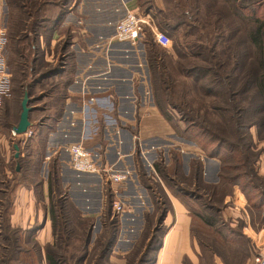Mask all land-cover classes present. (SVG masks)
<instances>
[{
	"label": "crops",
	"instance_id": "crops-1",
	"mask_svg": "<svg viewBox=\"0 0 264 264\" xmlns=\"http://www.w3.org/2000/svg\"><path fill=\"white\" fill-rule=\"evenodd\" d=\"M68 5L50 40L52 44L57 43L64 37V31L72 29V32L77 29L82 38L74 40L71 46L76 50L79 64H64L56 74L65 82L63 80V84L49 94L51 100L62 96L60 113L44 118L39 103L34 101L30 112L31 135L14 137L12 130L9 136L0 133V177L18 184L13 192L11 225L24 230L37 228L35 237L42 246L55 242L51 201L56 195L50 193L48 179L51 159H54L52 168L59 175L53 185L65 190L64 198L69 199L84 218L98 219L99 215H106L107 190L113 185L103 176L77 172L71 167L68 148L82 142L103 164L129 172L125 182L114 185L117 195L111 190L126 206L120 219L147 214L151 206L160 203L163 195L169 199L170 209L163 222L166 229L155 264H207L208 254L202 248L200 235L217 240L224 248L230 244L193 211V200L175 193L155 168L160 159L167 165L169 145L173 143L169 137H176L178 133L176 125L168 120L178 116L168 108L165 112L161 110L162 91L158 89L161 64L166 58L161 51L170 54L171 47L111 41L117 23L128 11L145 12L158 23L162 0H71ZM1 6L8 10L6 0H0ZM56 9L59 10L58 5ZM164 32L170 36L169 30ZM63 87H66L65 92ZM50 119L51 125L48 124ZM16 138L21 140L19 157H15ZM183 152L186 154L185 150ZM14 158H21V162ZM205 169L207 172V166ZM242 208L241 214L249 220L243 232L229 233L236 239L231 246H240L248 253V258L244 255L240 264H254L253 236L249 231L256 232L260 227L252 224L250 213L246 207ZM224 248L222 251L226 254ZM231 262L235 264L232 259ZM42 264H46L45 260ZM209 264L227 263L214 251Z\"/></svg>",
	"mask_w": 264,
	"mask_h": 264
},
{
	"label": "trees",
	"instance_id": "trees-1",
	"mask_svg": "<svg viewBox=\"0 0 264 264\" xmlns=\"http://www.w3.org/2000/svg\"><path fill=\"white\" fill-rule=\"evenodd\" d=\"M69 1L71 0H6L7 7L16 11H12L13 15H18L16 19H20L23 14L26 16V27L22 30L14 29L10 36L14 52L20 53L19 44L27 40H29L30 48H36V43L33 44V42L39 33L43 35L44 32L51 38V33L57 27L62 15L67 12ZM162 2L164 7L160 8L162 14L157 25L163 31L182 29V39H175L172 42L170 54L162 51L166 55V59L164 64H161V86L158 89L164 94L170 91L171 97L175 86L185 88L186 96L191 92L193 86L186 81L182 82L178 77L172 78V73L178 76L182 73L188 75L191 72H197L200 78L208 80V83L204 84L198 82V78H196L194 82L196 98L170 99L167 100V103L180 112L182 121L186 122V127L183 129L184 133L197 140L203 150H201L202 152L208 157H222L223 162L220 161L218 181L237 183L247 179L246 182H242L244 190L240 187L239 189L244 198L247 195L246 190L249 193L248 210L252 224L255 227L264 226V220L258 218V216L264 215V187H261V184L256 181L259 174L255 168L256 156L253 153L255 140L251 131L253 126L264 131V0H162ZM57 5L59 10L56 9ZM43 22L46 24H42ZM37 29H43V32H38ZM196 38L199 40L198 45L193 42V39ZM142 43L158 45L149 29H146ZM69 44L67 42L68 46ZM189 53L192 56H201L209 64L198 65L193 63ZM171 54L178 58L174 64H172L174 58L169 57ZM224 58L228 59L225 60ZM9 68L12 72V87L18 97L19 104L22 102L26 91L29 94L31 100L29 105L31 106L34 101L43 99V94L46 91L50 94L55 87L50 86L48 89L41 90V93L35 92V86L40 85L54 74L53 69H49V71H47L48 69L39 70L37 64H26V66L9 64ZM27 79L28 83L26 84ZM219 86L220 90L214 88ZM61 97L60 95L50 99L49 102V106L54 112L57 111L56 115L60 113L63 105L60 102ZM200 97L202 100L197 101ZM20 107L22 111V106L20 105ZM160 108L165 112L166 105L163 101L160 103ZM0 114V120L5 118L14 120L16 118L17 122L15 121L14 125L18 124L20 120V114L19 116L12 115L9 109L5 110L4 114ZM229 125H232L231 133L227 131ZM241 131L244 132L239 134ZM231 134L238 140H232ZM208 138L211 142H216V146L211 150H207L205 145ZM15 143L20 146V138H16ZM235 153L236 155H234ZM197 158L193 157L190 161L192 162L190 170L192 173L187 178L186 183L183 184L179 181L177 184L180 192L193 197L195 196L194 191L185 186L186 184L197 185L206 191V195L209 194V187H218V185L214 186L213 183L205 180L203 160H197ZM14 159L21 162V158ZM178 161L181 169L180 157ZM0 163H2L1 160ZM155 165L160 177L171 187L175 178L168 172L167 165L163 163L162 159L158 160ZM48 179L50 181V193L55 192L56 195L54 201L53 199L51 201L52 226L56 240L53 244H46L45 246H41L38 242L36 246L39 252V264H42L43 260L46 264H71V259L75 260L73 264H82L89 256L87 252L92 243V254L95 255V258L90 257L88 264H99L96 257L106 256L116 242L118 235V230L113 229L119 223V216L112 213L114 195L110 189L107 190L108 211L105 215V225L103 232L97 234L93 240L94 226L88 225L92 219L84 218L70 200L64 198L63 189H60L58 185H53V181L59 179L54 167L50 168ZM6 181L9 184L13 182L15 186L18 185L16 181L0 177V191H6L7 188L5 189L4 186L7 184ZM12 201L13 199L10 200L6 210L8 218L7 226L4 229L9 233L3 235L2 247L5 256L1 261L3 264H11L14 261L16 264H29L28 259L25 260L19 256L28 253L29 249L25 245L35 237L37 228L24 230L11 225ZM168 202V207H170V201ZM203 209H211L218 213V210L207 206H203ZM201 218L206 224L213 226L220 232L230 244L229 247L224 248L217 240L200 235L201 245L208 254L209 263L212 262L214 251L218 252L227 264H232L231 259L236 262V259L242 255L243 257L246 255L248 258V253H245L244 248L231 246L234 243L233 240L236 239L228 234L226 226H216L220 221L218 215L210 217L202 213ZM160 221L161 219L158 223L161 225L162 222ZM160 225L154 227V233L160 230ZM0 235L2 236L1 232ZM162 236L156 246H154L155 235L151 238L149 249L155 252L154 264L157 251L162 245ZM223 248L226 250V254L222 251ZM229 249L230 252L227 251Z\"/></svg>",
	"mask_w": 264,
	"mask_h": 264
},
{
	"label": "rangeland",
	"instance_id": "rangeland-1",
	"mask_svg": "<svg viewBox=\"0 0 264 264\" xmlns=\"http://www.w3.org/2000/svg\"><path fill=\"white\" fill-rule=\"evenodd\" d=\"M162 6V4H159ZM2 7V6H1ZM164 7V5H163ZM3 14L0 17V27H4L6 29V36H7V44L5 47V57L7 60L8 64H22L26 66V64H37V66L40 69H44L49 71V69H53V75L51 77L45 79L40 85H38L35 89V92H40L43 89H48L50 86H55L53 89L55 90L56 88L61 86L62 81L65 79L62 77H59L60 75L56 74L57 70L62 68V64H79L78 59H77V53L75 48L73 47L71 49L72 43L74 40H78V38H82L80 35L77 33V29L75 32H72V30L64 31V37L59 41L55 42L52 44L51 38L48 37L47 34L43 32V29H37L38 32H43V35L39 36L37 35V38L33 42V44L36 43V48H30L29 46V40L25 42H21L19 44L20 46V53H15L14 52V46H12V42H10V36L13 34L14 29L16 30H22L26 27V16H23L20 19L18 18V15H13V12H16L13 10V8H7L5 6L2 7ZM7 12H9L7 14ZM18 14V13H17ZM15 17V18H14ZM42 24H46L43 22ZM181 31H169L170 37L172 38V42L175 39H182L181 36ZM198 45L199 40L193 39ZM67 42H69V46L67 45ZM86 44V43H85ZM162 52V51H161ZM160 52V54H162ZM160 54L157 53L156 55L158 56V60L161 62L162 59L160 58ZM190 54V53H189ZM169 57L174 58L172 60V64H174L176 60V55L173 57L172 54L169 55ZM166 59V58H165ZM178 59V58H177ZM190 59L193 60V63L195 64H209L206 61L202 59V57L198 56H192L190 54ZM227 60L228 58H224ZM168 60V58H167ZM171 62V60H169ZM11 68V66H10ZM173 77L172 78H180V80L186 81L189 83L192 87L191 92L186 96L184 93L185 88L182 86H175L174 88V93L173 96L171 97L170 91H168L166 94L163 93L162 91V101L164 102V105H166V108L168 110H171L173 113H175L178 117L174 118L172 117L170 120V123L173 125H176V129L180 128L178 130V133L176 134V137L170 136L169 138L173 143H171L170 148H169V153L170 156L167 161V168L168 172L175 178L172 183L171 187L172 189L174 188V192L178 193L180 196H186L187 198H190L193 200V211L197 213L201 217V214L203 213L206 216L213 217L215 215H218L220 218L219 223L216 226H226L228 231V234L232 233H241L245 229L243 228L245 225H247V221L249 220L248 217H245L244 215L241 214V211L243 208L246 207L247 211L248 206H249V193L246 190L247 195L243 196L241 190L239 187L244 190L242 186V182H246L247 179L242 180V182H237V183H231L229 181H218L219 180V172H220V161L223 162L221 159L222 157L218 158H212L208 157L204 152H202V148L200 147V144H198L197 140L192 138L191 135L184 133L183 129L186 127V122L182 121L181 119V114L178 112L177 109L172 108L168 103L167 100L174 99V100H181L184 97L186 98H196V91H194V82L196 78H198V82H202L204 84L208 83V80L206 81L203 78L199 77V74L197 72H191L188 75L186 73H182L181 75H176L175 73H172ZM58 76V77H57ZM175 76V77H174ZM67 78V77H65ZM200 78V79H199ZM25 83H28V79L25 81ZM64 88V87H63ZM216 90H220L219 87H214ZM66 91V87L64 88ZM68 89V87H67ZM27 92V91H26ZM25 92V93H26ZM12 96L10 98H6L3 102V107H0V113L4 114V111L9 109L12 115L19 116L20 111H21V103L19 104L18 102V97L15 95L14 88L12 87ZM41 93V92H40ZM45 93V92H44ZM49 92L46 91L45 94H43L44 98L39 99L38 101H35L37 104L39 103V108L43 110V117L44 118H49L51 116H55L57 111L54 112L52 107H50V97H49ZM15 95V96H14ZM25 95V94H24ZM202 98H198L197 101H201ZM219 100V99H218ZM21 102V101H20ZM9 107V108H8ZM62 108V107H61ZM2 109V111H1ZM1 115V114H0ZM19 118V117H18ZM11 118V120L5 118L0 120V133L4 134L6 133L7 136L10 135L12 125H14L15 121ZM48 122V121H46ZM52 121L48 122L49 125H51ZM17 125V124H16ZM14 125V126H16ZM13 126V127H14ZM232 126V125H231ZM230 125L227 126V131L228 133H231V127ZM43 130V128H40V130ZM253 136H254V151L253 153L256 156V164L255 168L258 171V178L256 179L257 183L261 184V187H264V131L258 130L256 126H253L251 129ZM244 131H241L239 134H242ZM175 138V139H173ZM191 138V139H190ZM231 139L234 141H237V137L231 134ZM11 145H12V140H10ZM163 143V142H162ZM204 143V140H203ZM207 150H211L216 146V142H211L208 138V140L205 143ZM204 147V148H206ZM12 149V148H11ZM183 150H185L186 154H183ZM202 150V151H201ZM226 154L228 152L225 150ZM13 153V150H11V153ZM168 153V150H167ZM224 154V153H223ZM195 155L202 161L205 158L203 162L204 164V178L208 181L209 183H213V185H218V187H209V194L206 195V191H203L200 189L197 185H188L186 184L188 188L192 189L194 191V197L189 196L185 194L184 192H180L178 189L177 184L179 181L183 184L186 183L187 178L190 177L192 171L191 170V164L190 162ZM236 155V153L234 154ZM164 157V156H163ZM179 157L181 161V169L179 167ZM53 158V157H52ZM167 159V157H166ZM11 163H13L12 157H11ZM52 160V159H51ZM50 160V168H52L53 160ZM196 160V159H195ZM206 162V164L204 163ZM177 163V165H176ZM194 165V164H193ZM205 166H207V172L205 169ZM175 168V171H174ZM174 172V173H173ZM176 173V175H175ZM189 174V175H188ZM173 180V178H171ZM185 181V182H184ZM7 184H4L6 191H0V232L2 236L0 235V264L2 263V259H4V249L2 247V243H4L3 235H7L9 233L8 231L4 229L5 226H7V218H8V212L6 211L7 208L9 207L10 200L13 199V190H14V184L11 182L6 181ZM192 183V182H191ZM238 185V186H235ZM235 189V190H234ZM65 191V190H63ZM235 191V193H234ZM115 199V197H114ZM169 199L166 198V195H163L162 200L160 203H158L157 206L154 204V206H151L150 209L148 210L147 214H144L143 216L141 214H135L134 216L127 215L120 219L119 217V223L117 224L118 226H114L113 229L118 230V235L116 242L114 243L113 247L111 250L107 253V255H102L100 257H96V260H98L99 264H154V255L155 252L151 249H149L150 243H151V238L153 235H155L156 242L154 243V246L158 245L159 239L164 233L166 229V225H164V215L165 213L170 209L168 207L169 205ZM107 203V199H106ZM247 203V204H246ZM203 206H207L209 208H213L215 210H218V213L208 209L205 210L203 209ZM107 208V204H106ZM108 211V208H107ZM150 213V214H148ZM86 218H91L92 220L89 222V226H95V231L93 232V240L96 238L95 233L98 230V234L103 232V226L105 225V216L104 215H99L96 219L95 217H86ZM259 219L264 220V215L263 216H258ZM159 219H161L160 223H158ZM202 219V218H201ZM203 220V219H202ZM102 222V224H101ZM102 225V226H101ZM161 226L160 230L157 231V233H154V227L156 226ZM210 226V225H207ZM259 230L255 231H249V233L253 236V239H251V256L254 258V263H255V258L256 255L255 253H259L264 251V226H257ZM144 228V229H143ZM124 229V232H123ZM143 229V230H142ZM244 229V230H243ZM100 230V231H99ZM97 234V233H96ZM124 234V235H123ZM92 240V241H93ZM38 240L36 237H33L29 242L25 245L27 249H29L28 253H23L19 257L24 258L25 260L28 259L29 264H39V252L38 248L36 245H38ZM42 246V245H41ZM153 247V246H152ZM43 248V247H42ZM255 248V250H254ZM37 250V251H36ZM93 250V243L89 246L87 255L88 258L86 261L82 264H88L91 258H95V255L92 254ZM43 252V251H42ZM243 257V255H242ZM242 257H238L236 259L235 264H239L242 261ZM75 260H70V263L73 264ZM11 264H16L15 261L12 262ZM209 264V261L208 263Z\"/></svg>",
	"mask_w": 264,
	"mask_h": 264
},
{
	"label": "built area",
	"instance_id": "built-area-1",
	"mask_svg": "<svg viewBox=\"0 0 264 264\" xmlns=\"http://www.w3.org/2000/svg\"><path fill=\"white\" fill-rule=\"evenodd\" d=\"M3 10L0 7V17ZM146 29L153 34L154 41L163 48H168L172 44V38L159 28L155 19L145 12L128 11L126 15L117 23L115 33L111 38L114 42H125L131 45H137L142 42ZM7 44L6 29L0 27V107L6 98L12 96V72L5 57V47ZM27 133L31 135L30 128ZM14 137L17 135L12 131ZM71 167L81 173H92L103 176L105 181L112 186L111 190L117 193L114 185L118 186L125 182L129 177V172L115 170L112 166H107L97 160L92 151H90L82 142L73 143L69 146ZM117 195V194H116ZM126 211V206L119 199L115 198L112 204L113 215H121ZM255 250V248H254ZM254 264H264V251L255 253Z\"/></svg>",
	"mask_w": 264,
	"mask_h": 264
},
{
	"label": "water",
	"instance_id": "water-1",
	"mask_svg": "<svg viewBox=\"0 0 264 264\" xmlns=\"http://www.w3.org/2000/svg\"><path fill=\"white\" fill-rule=\"evenodd\" d=\"M30 102H31V100H30L29 94H28V92H26L23 99H22V102H21L22 111L20 114V120H19L18 124L16 126H14L12 129V131H14L17 136H21V135L26 134L28 129L31 126L30 112L32 111V108L29 105ZM14 148L16 150L15 157H19L20 156L19 145L17 143H15ZM19 168H20V166L18 164L17 169H19Z\"/></svg>",
	"mask_w": 264,
	"mask_h": 264
}]
</instances>
